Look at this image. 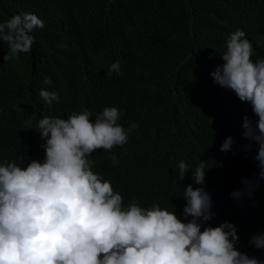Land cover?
Listing matches in <instances>:
<instances>
[{
    "label": "trees",
    "instance_id": "16d2710c",
    "mask_svg": "<svg viewBox=\"0 0 264 264\" xmlns=\"http://www.w3.org/2000/svg\"><path fill=\"white\" fill-rule=\"evenodd\" d=\"M25 13L36 14L45 27L34 30L31 51L18 60L4 61L7 45L0 42V120L14 115L0 140V164L34 156L30 126L39 130L34 98L41 89L59 95L47 115L116 105L122 125L138 127L126 145L98 149L90 159L93 171L123 196L124 206L135 198L147 208L179 209L184 186L200 187L191 169L208 161L203 187L216 213L211 225L234 223L238 249L264 261V249L249 243L264 233V179L258 175L257 145L242 127L245 116L254 123L258 118L253 112L243 116L251 106L210 75L223 63L226 40L237 29L264 48V0H0V22ZM117 60L123 75L108 77ZM96 76L98 82L88 86ZM229 136L232 151L221 152ZM177 159L190 168L187 184L179 176L174 181ZM167 175L171 196L155 198L152 181ZM255 179L259 187L251 198L231 196L244 190V180Z\"/></svg>",
    "mask_w": 264,
    "mask_h": 264
},
{
    "label": "clouds",
    "instance_id": "9594fccd",
    "mask_svg": "<svg viewBox=\"0 0 264 264\" xmlns=\"http://www.w3.org/2000/svg\"><path fill=\"white\" fill-rule=\"evenodd\" d=\"M44 27V20L32 13L0 22V42L7 45L3 60L15 61L21 53H29L34 30ZM220 57L223 63L210 75L251 106L243 116L253 112L258 118L254 123L245 116L242 127L244 137L257 145L258 175L264 179V48L237 29ZM113 73L123 75L118 60L108 67L107 76ZM99 77L87 85H95ZM44 83L50 85L51 80L45 77ZM34 100L39 129L30 126L34 156L0 164V264H264L238 249L234 223L211 225L216 213L212 196L203 187L208 161L200 160L191 169L192 180L200 187L184 186L180 198L186 202L180 199L179 209L158 204L147 208L135 198L125 207L111 181L93 171L90 157L98 149L109 152L126 145L138 124L130 123L126 129L116 105L99 111L72 110L65 117L47 115L59 102L58 93L47 88ZM13 118L6 114L0 120L7 132L0 129V140L8 135ZM233 143L229 136L220 151H232ZM36 156L39 160H34ZM111 161L118 164L115 155ZM189 170L177 159L174 181L179 176L187 184ZM167 178L152 181L155 198L171 196ZM243 183L244 190H234L233 198L245 194L251 198L259 187V179ZM249 243L264 249V233L252 235Z\"/></svg>",
    "mask_w": 264,
    "mask_h": 264
}]
</instances>
